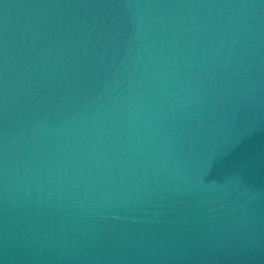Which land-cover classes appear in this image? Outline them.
I'll return each mask as SVG.
<instances>
[{"label": "water", "instance_id": "95a60500", "mask_svg": "<svg viewBox=\"0 0 264 264\" xmlns=\"http://www.w3.org/2000/svg\"><path fill=\"white\" fill-rule=\"evenodd\" d=\"M0 264H264V0H0Z\"/></svg>", "mask_w": 264, "mask_h": 264}]
</instances>
